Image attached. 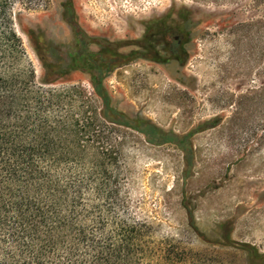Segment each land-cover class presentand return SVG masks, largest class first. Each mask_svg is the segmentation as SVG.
Returning a JSON list of instances; mask_svg holds the SVG:
<instances>
[{"label": "rangeland", "instance_id": "obj_1", "mask_svg": "<svg viewBox=\"0 0 264 264\" xmlns=\"http://www.w3.org/2000/svg\"><path fill=\"white\" fill-rule=\"evenodd\" d=\"M66 2L16 4V30L37 86L95 99L89 75L66 73L77 48L63 18ZM72 2L77 25L92 39L139 41L150 21L169 13L188 34L184 64L135 59L104 79L118 111L181 143L188 136L185 152L129 130L113 135L123 154L130 214L151 225L156 260L147 264H249L245 246L264 253V0ZM36 48L59 69L49 86L42 84ZM156 48L167 56L165 44Z\"/></svg>", "mask_w": 264, "mask_h": 264}, {"label": "trees", "instance_id": "obj_2", "mask_svg": "<svg viewBox=\"0 0 264 264\" xmlns=\"http://www.w3.org/2000/svg\"><path fill=\"white\" fill-rule=\"evenodd\" d=\"M32 2L0 0V264L155 261L151 225L130 214L123 154L113 135L129 130L152 144L176 143L185 152L188 136L181 143L118 111L104 79L135 59L184 64L188 34L169 13L150 21L139 41L92 39L77 25L67 0L63 18L77 48L66 73L89 75L95 99L81 90H46L37 86L15 26V5ZM157 43L168 47L167 56ZM45 44L41 40V49ZM129 45L136 50L121 53ZM41 49L36 48L45 71L41 81L49 86L59 79V69ZM245 247L249 264H264V253Z\"/></svg>", "mask_w": 264, "mask_h": 264}]
</instances>
